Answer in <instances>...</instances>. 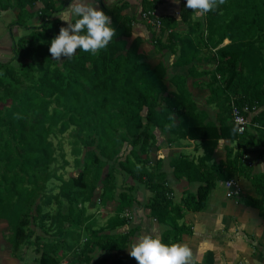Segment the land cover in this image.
<instances>
[{"label":"trees","instance_id":"16d2710c","mask_svg":"<svg viewBox=\"0 0 264 264\" xmlns=\"http://www.w3.org/2000/svg\"><path fill=\"white\" fill-rule=\"evenodd\" d=\"M67 1L65 7H60L56 0H21L20 13L15 21L8 23L10 36L15 28H21L31 37H44L46 46L31 49L26 46V40H20L12 48L14 59L24 55L31 57V54L36 56L40 51L47 56L51 55L50 42L59 35L62 27L61 19L54 16L61 14L70 5L71 0ZM106 2L107 0H98L100 9L111 18V26L116 31L113 41L96 55L79 53L80 50L77 49V56L70 61L66 59L64 63L66 74L55 69L51 72V78H43L45 81L40 88L44 93L39 96L43 99H69L66 101L67 108L77 116H72L71 120L80 132L89 127L95 128L99 133L107 130L109 133L101 139L99 146L100 157L108 161L116 160L126 146L131 149L129 157L121 162V168L130 179L152 193L147 205L151 218L159 224L169 226V230L161 238L164 243L182 244L185 237L193 236V228L184 223L185 218L205 211L217 185L231 180L244 178L252 184L257 197H245L241 202L248 209L259 211L264 221V175L255 174L253 168L246 164L248 150L256 146L246 137L247 132L239 136L231 117L233 103L240 109L252 108V103L260 101L264 94V0H229L232 3L230 7L224 4L217 11L205 14L204 20L197 22L191 19L192 11L184 12L181 21L169 16L160 17V30L143 22L152 33L157 53L167 49L180 53L176 63L178 66L202 61V52H210L209 60L214 65L213 81L216 83L218 80L220 84L219 89L212 84L213 94L223 98L222 103L217 106L220 111L222 107L226 108L225 113L228 115L224 111L221 113L230 120V123L221 125L203 124L200 114H195L196 104L191 102L192 96L185 89L182 77H175L171 81L177 87V92H170L166 80L167 69L162 64L152 67L147 56L141 53L143 40L134 38L135 19L126 13L127 4L121 0L120 4L109 7ZM36 3L41 5L38 6L43 22L40 27L28 25L23 15L27 8H37ZM159 4V0H144L142 15L147 12L156 13ZM9 11L8 5H0V15ZM181 23L188 30L185 34L177 33ZM152 30L159 33H153ZM253 37H256L255 40H252ZM225 41L230 44L222 47ZM0 70L5 72L11 82L5 83L0 79V90L10 92L14 85L24 86L22 77L11 68L10 63L0 62ZM195 71L196 66L193 65L189 72ZM90 98L96 102V107ZM113 110L121 112L124 117L122 128L114 131L106 127L107 116H113ZM11 117L14 118L13 114ZM6 118L5 131L8 138L1 144L3 148L0 151V161L5 162L3 169H0L3 172L0 178V199L6 192L15 191L17 200L14 203L10 200L9 206L1 209L0 214L13 225L14 251L21 245L32 246L40 257L38 264H61L59 253L72 248L68 242L71 237L62 235L64 225L59 226L58 241L43 244L40 237L33 241L31 235L25 233L22 224L30 211V205L23 202L24 189L21 183L33 182L35 189L32 192L35 194L41 190L43 183L51 179L48 163L52 155L49 154L48 145L44 143L45 132L40 128L41 123L29 126L25 122ZM177 120L181 121L179 125L176 124ZM254 123L261 127L259 130H264V112L254 119ZM156 129L166 135L179 134L185 140L199 141L204 151V155L196 160L182 156L171 163L177 180L199 185L196 194L187 193L181 205L174 202L173 190L162 171V157L155 165L150 160V154L159 150L154 134ZM262 133L264 135L263 131ZM90 141L93 143L95 139H82L85 143ZM221 141H227L231 146L225 147V161H213L215 150ZM8 148H11V160ZM143 156L146 157L142 159ZM104 162L99 158L93 160V164L99 166H103ZM11 165L17 169L15 174H12ZM88 176V172L80 173L72 181V185L78 190L93 194L99 181L95 179L89 182ZM124 198L125 195H122L121 199ZM22 208L25 209L24 212ZM57 218L59 215L54 217ZM128 224L127 220L119 217L110 219L105 231L91 233L75 261L90 264L91 256L97 250L125 251L134 231L118 236L105 233Z\"/></svg>","mask_w":264,"mask_h":264},{"label":"rangeland","instance_id":"374dc122","mask_svg":"<svg viewBox=\"0 0 264 264\" xmlns=\"http://www.w3.org/2000/svg\"><path fill=\"white\" fill-rule=\"evenodd\" d=\"M56 2L58 6L65 7L68 1L56 0ZM20 3L21 0H0V5L4 4L10 7L9 12L0 15V47L3 49L0 51V62L10 63L11 68L22 77L24 83L23 87L14 85L10 92L0 90V151L3 148L1 144L8 138L5 131V126H7L6 117L20 123L25 122L29 126L41 123L40 128L45 132L44 143L48 145L49 154L52 155V159L48 163L51 179L47 183H43L41 190L35 194L32 192L35 189L33 182L21 183V187L24 189L23 202L30 205V211L25 215L22 224L25 233L31 235L33 241L36 240V237H40L43 244L58 241L59 226L63 224L62 235L64 234L65 237L69 236L78 242V246L72 247L70 251L72 252L70 259L75 261L78 255L82 253V249L87 243L86 240L89 239L91 233L105 231L109 220L112 218L119 217L132 222L136 209H142L147 202L146 198H152L153 195L149 191L144 192L142 188L137 191L134 187L137 185L136 182L130 179L122 170L121 162H125V157H129L131 150L129 147L126 146L116 160L108 161L100 157L99 146L101 139L109 132L105 130L103 133H99L96 132L95 128L92 129L91 127L88 130L83 128V131L80 132L71 120L72 116H77L67 108L68 103L66 101L69 99L61 98L57 100V98L44 97V100L42 96H39L42 92L44 93V90L40 88L43 81H45L44 77L47 79L51 78V72L55 69H59L64 74L67 73L64 67L67 58H61L57 62L51 55L47 56L40 51L36 56L31 54V57L24 55L17 56L14 59L12 48L20 40H26V46L31 49L46 46L44 37H31L30 34L23 32L21 28H15L12 32L13 35L10 36L8 23L16 20V16L20 13ZM231 5L232 3L226 0L225 6L230 7ZM35 6L37 8L34 10L27 8L23 15L28 25L40 27L43 22L38 6L41 7V5L36 3ZM61 14L55 15L54 18H59L60 16L63 19ZM62 27H67L65 21H62ZM152 32L159 33V31L154 30ZM255 38L253 37L252 40H255ZM3 40L7 45H1L4 43ZM256 42L258 43L259 40ZM262 44L264 59V42ZM262 69L263 82L264 63L262 64ZM0 79L5 81V83H11L2 70H0ZM213 79L214 72L211 73L212 83L210 87L215 84L216 88L219 89L218 80L214 83ZM195 96L198 100L199 110L203 109L205 97ZM212 97L213 99L215 98L214 95ZM222 99L219 98L216 103L220 105ZM91 101L93 106L96 107V102H93V99ZM252 106V108L247 107L252 124L247 131L246 137L256 146L263 147L264 135L261 130L255 127L254 119L264 112V94L260 101H254ZM205 108L206 113H209V120L217 115V110H214V107L210 104ZM225 109L222 107L224 114L228 115V113H225ZM12 114L14 118L11 117ZM93 114L95 115L96 112L94 111ZM112 114L113 116H107L106 127L113 131L120 127L122 128L121 123L124 122L122 113L113 110ZM84 138H93L95 141L93 143L91 141L85 143L82 142ZM232 147H235V145ZM8 150L9 155H11V148H8ZM223 151L224 145L220 144L215 150L214 156L217 159L224 157ZM153 153H157V151ZM145 157L143 156L142 159ZM9 158L11 160L12 155ZM96 158L105 161V164L103 166L93 164V160ZM4 166L5 162L0 161V169H3ZM10 169L13 171L12 174L17 171L12 165ZM82 172H88L89 176L87 179L89 182L98 179L99 182L93 194L78 190L72 185V181L77 179ZM2 176L3 172L0 170V178ZM122 195H125L123 200L121 199ZM27 197H30V199L27 200ZM138 199L142 202H138ZM10 200L13 203L16 202L17 195L15 191L6 192L3 195L2 199H0V210L8 207ZM182 202V194L177 191L176 203L181 205ZM21 210L24 212L25 209L22 208ZM57 215H59V218L54 219ZM35 250V247L21 245L14 251L13 225L0 214V253H15V256H22L23 259H26V264H36L40 257Z\"/></svg>","mask_w":264,"mask_h":264},{"label":"crops","instance_id":"0c3cea01","mask_svg":"<svg viewBox=\"0 0 264 264\" xmlns=\"http://www.w3.org/2000/svg\"><path fill=\"white\" fill-rule=\"evenodd\" d=\"M159 1L160 4L156 10L158 17L169 16L181 21L184 12L192 11L191 19L193 22L204 20L205 15L197 16L194 14L195 10L186 7L187 0H180V3H174V0ZM92 2L100 8L98 0H92ZM124 2L128 6L126 13L135 19L134 38L143 40L141 53L147 56V61L152 67L162 64L167 69L166 80L168 81L170 92H177V87L171 84V81L175 77H182L185 80V89L192 96V103L198 104L195 95L205 97L203 109L199 110L197 105L195 112V114H200V120L203 124L214 123L221 125L222 123H230V120L226 119L217 106L216 102L220 97L217 95L214 99L212 97L214 94L210 84L212 83L211 73H213L214 65L209 60V52H202V61H194L183 66L176 65L180 57L179 52L176 53L167 49L157 53L154 47L152 34L141 18L144 0H124ZM120 3L121 0H107L106 2L109 7ZM187 32L186 26L181 23L177 33L185 34ZM129 42L131 43L132 40ZM229 44V41H225L222 47ZM1 45L7 44L4 42ZM1 48L0 51L3 50ZM193 65L196 66V71L190 73L189 71ZM208 104L213 106L214 110H217V115L211 117L210 120L209 113L205 111V107ZM180 123V120L176 121V124L179 125ZM154 134L159 150L157 153L150 154V160L155 165L159 158L162 157V171L166 174L169 187L173 190L174 202L176 203L177 191L182 194V200L187 193L196 194L199 185L189 183L186 180H177L171 163L182 156L191 160L202 157L204 151L201 143L199 141L185 140L179 134L166 135L159 129H156ZM220 144L224 145L223 152L225 154V147L230 146V143L221 141ZM225 157L217 159L214 156L213 161L222 162L225 161ZM246 164L253 168L255 174L264 175V147L256 146L249 149L246 156ZM236 184L240 193L239 198L228 199L225 183H219L209 198L206 210L201 213L190 214L185 218L184 223L192 227L194 232L193 236L185 237L182 243L187 245L192 252L189 264H264V221L260 217L259 211L248 209L241 202L245 197L256 198V191L252 184L244 178L236 179ZM134 187L137 191L140 190L139 188H142L144 192L148 191L141 184H137ZM146 199L147 202L144 207L136 209L134 212L132 222H129L127 226L117 228L114 231H106L105 233L118 236L134 231L128 248L122 252L97 250L91 256L92 262L90 264H96L97 262L111 264L118 261L125 262V264H138L135 258L129 255L128 249H130L131 245L146 235L161 239L169 230L168 225L159 224L151 218L150 211L147 209L151 198ZM138 202L142 201L138 199ZM68 239L70 246L74 248L78 246L77 241L74 242L71 238ZM71 250L72 248L69 247L59 253L61 264H81L79 261L72 262L70 259ZM26 262V259H23L22 256L0 253V264H26Z\"/></svg>","mask_w":264,"mask_h":264},{"label":"clouds","instance_id":"9594fccd","mask_svg":"<svg viewBox=\"0 0 264 264\" xmlns=\"http://www.w3.org/2000/svg\"><path fill=\"white\" fill-rule=\"evenodd\" d=\"M174 3H180V0H174ZM225 3L226 0H187L186 7L195 10L194 14L200 16L217 11ZM61 15L63 19L59 18L67 23V27H61L49 48L52 58L57 62L61 58L72 60L77 56V49L79 53L96 55L106 49L116 36L111 18L92 0H71ZM128 250L138 264H189L192 257L187 245L166 244L151 235L141 237Z\"/></svg>","mask_w":264,"mask_h":264},{"label":"built area","instance_id":"2783aa9c","mask_svg":"<svg viewBox=\"0 0 264 264\" xmlns=\"http://www.w3.org/2000/svg\"><path fill=\"white\" fill-rule=\"evenodd\" d=\"M142 21L153 29H161L160 17L155 12H147L142 15ZM232 123L238 129L239 136H243L251 126V118L249 117V109L238 108L234 103L231 108ZM257 128H261L256 126ZM264 129V128H263ZM262 130V129H261ZM264 131V130H263ZM228 199H237L240 197L239 189L237 188L236 180H231L225 183Z\"/></svg>","mask_w":264,"mask_h":264}]
</instances>
